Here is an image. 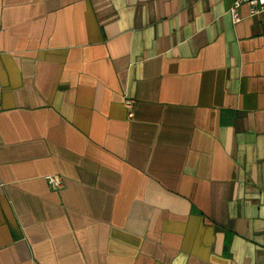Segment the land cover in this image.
<instances>
[{"label":"crops","instance_id":"crops-1","mask_svg":"<svg viewBox=\"0 0 264 264\" xmlns=\"http://www.w3.org/2000/svg\"><path fill=\"white\" fill-rule=\"evenodd\" d=\"M232 2L0 0V264H264V11Z\"/></svg>","mask_w":264,"mask_h":264},{"label":"built area","instance_id":"built-area-1","mask_svg":"<svg viewBox=\"0 0 264 264\" xmlns=\"http://www.w3.org/2000/svg\"><path fill=\"white\" fill-rule=\"evenodd\" d=\"M243 4L248 6L250 15L264 11V0H233L230 7V14L234 20L238 19L237 9ZM123 105L127 110L128 118H131L133 115L135 101L130 97H125L123 99ZM46 178L49 185L54 189H60L63 185V180L59 175H47Z\"/></svg>","mask_w":264,"mask_h":264}]
</instances>
